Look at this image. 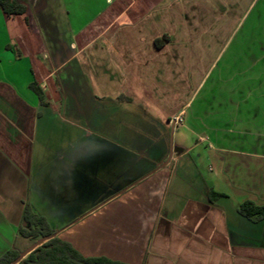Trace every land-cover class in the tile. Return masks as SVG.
Segmentation results:
<instances>
[{
	"label": "crops",
	"instance_id": "crops-1",
	"mask_svg": "<svg viewBox=\"0 0 264 264\" xmlns=\"http://www.w3.org/2000/svg\"><path fill=\"white\" fill-rule=\"evenodd\" d=\"M24 1L26 15L0 10V232L27 203L10 194L8 173L22 189L52 154L66 162L70 192L97 202L80 223L95 218L99 246L120 250L95 255L264 264V220L239 213L248 201L264 206V31L237 52L239 26L220 13L242 10V26L257 0ZM57 118L68 127L61 143L36 152Z\"/></svg>",
	"mask_w": 264,
	"mask_h": 264
},
{
	"label": "rangeland",
	"instance_id": "rangeland-1",
	"mask_svg": "<svg viewBox=\"0 0 264 264\" xmlns=\"http://www.w3.org/2000/svg\"><path fill=\"white\" fill-rule=\"evenodd\" d=\"M97 1L101 2V0ZM241 11L242 10H238L235 16L234 13L236 12V10L234 9L220 10L221 14L225 13L228 16L227 22H232V25L234 27L232 28L233 30L239 26L237 29L238 38H236L233 43V46L237 52H239L243 48V46L251 45L252 41L256 42L255 40H253L254 38H252L253 34L255 35L264 31V0H257L255 2L251 12L249 13V16L247 17V20L243 22L242 26L238 24L241 19H238L237 22V18L239 17L237 15H239ZM230 12L233 13V15L230 16L232 18H229L228 15L231 14ZM247 37L248 39H246ZM248 42L251 44H249ZM61 116H63V114L60 115V119H62ZM51 125L52 130L55 131L56 135H54L53 139L52 136L38 137L34 145L36 148V152L38 148L43 147L52 150V140L53 144H55L56 146L61 143L62 136L60 135L63 134L65 130H67V124L57 118L55 121L51 122ZM128 138H120V140L122 141V145H124V143L126 145H129L126 142L135 140L132 138ZM94 140H96V138H93V142ZM93 142L92 139H90L89 145L93 146ZM173 143L174 139L170 134V151L173 150V147L171 148V144L173 146ZM161 145L163 144H160V146ZM161 149L162 150H160V152L157 154L160 155V157L165 154V146H161ZM72 155L74 157L77 154L73 153ZM153 155H155V153H153ZM80 156L83 157V160H90V162L94 163L96 162L95 154L86 152L84 153L83 151L81 154L79 153L78 157L80 158ZM53 160L54 161H52V154H50V156H46L42 159L36 160L28 174V181L22 189L21 186L16 185V180H13L14 176L8 173L9 181H7L5 186L8 187L10 194L16 197L18 192H20L24 196L23 198L25 202H30L31 204H33L36 212L47 219L53 230L61 231L65 229L64 231L59 233V236L73 243V245L81 250L85 255H95L102 252H107L112 256L117 257L118 255L116 254L120 250L118 248H114L112 241L109 243V246H105L104 249L99 246L98 239L99 237H102V234H99V232H97L96 230L97 228L95 218L90 217L86 219L85 221H83V225V222L80 223L87 217V215H89V209H91V207H93L97 202L84 200V195L80 194L81 191H79V187L77 191L74 190L73 192H70L68 186H66L65 184V172L67 169V165H65L66 162L60 161L57 158H53ZM52 172H57L58 175L54 179H52ZM52 180H56L57 183L52 184ZM21 194H19V196H21ZM88 204L90 205L89 209L87 206ZM0 221L2 220L0 219ZM5 223L2 224L6 225ZM89 223H92L94 225L93 228L88 226ZM21 224L22 218L20 219V223L13 225L14 230L10 231L8 226L6 229L1 230L0 236L2 239L0 238V256L10 249H16L20 253H22L41 239L39 238L37 240H32L21 237L18 234V228ZM16 228L17 232L15 233Z\"/></svg>",
	"mask_w": 264,
	"mask_h": 264
},
{
	"label": "trees",
	"instance_id": "trees-1",
	"mask_svg": "<svg viewBox=\"0 0 264 264\" xmlns=\"http://www.w3.org/2000/svg\"><path fill=\"white\" fill-rule=\"evenodd\" d=\"M0 10L8 16L26 15L28 8L24 0H0ZM26 23L31 24V18L26 17ZM163 39L156 40L160 46ZM29 88L34 92L41 103H45L43 90L32 82ZM215 191H211L210 199L221 197ZM239 213L253 221L264 220V206H256L248 201L240 205ZM18 234L26 239L37 240L55 234L47 219L37 214L33 207L26 203L22 215V224L18 228ZM21 253L16 249H10L0 256V264H11ZM18 264H128L113 260L104 255L86 256L78 250L70 241L59 235L43 243Z\"/></svg>",
	"mask_w": 264,
	"mask_h": 264
},
{
	"label": "water",
	"instance_id": "water-1",
	"mask_svg": "<svg viewBox=\"0 0 264 264\" xmlns=\"http://www.w3.org/2000/svg\"><path fill=\"white\" fill-rule=\"evenodd\" d=\"M60 232H56L55 234L49 236V237H44L41 238L38 242L34 243L32 246H30L27 250H25L24 252H22L19 257L12 262L11 264H18L20 261H22L24 258H26L27 255H29L33 250H35L37 247H39L40 245H42L43 243L47 242L48 240L56 237L59 235Z\"/></svg>",
	"mask_w": 264,
	"mask_h": 264
},
{
	"label": "built area",
	"instance_id": "built-area-1",
	"mask_svg": "<svg viewBox=\"0 0 264 264\" xmlns=\"http://www.w3.org/2000/svg\"><path fill=\"white\" fill-rule=\"evenodd\" d=\"M110 2V0H109ZM182 118L179 116L174 117L171 121H170V125H172L173 127H176L177 125L182 123Z\"/></svg>",
	"mask_w": 264,
	"mask_h": 264
}]
</instances>
